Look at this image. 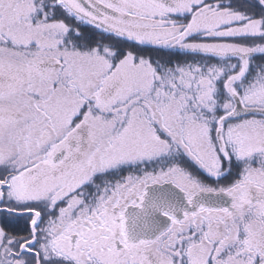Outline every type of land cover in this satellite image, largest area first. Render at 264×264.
<instances>
[{"label":"snow or ice","instance_id":"6c2138e0","mask_svg":"<svg viewBox=\"0 0 264 264\" xmlns=\"http://www.w3.org/2000/svg\"><path fill=\"white\" fill-rule=\"evenodd\" d=\"M0 264H264V0H0Z\"/></svg>","mask_w":264,"mask_h":264}]
</instances>
